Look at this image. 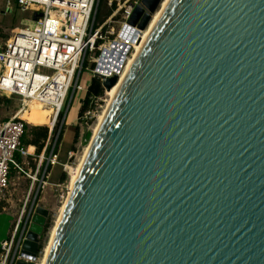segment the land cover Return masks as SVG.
I'll use <instances>...</instances> for the list:
<instances>
[{
    "label": "water",
    "instance_id": "obj_1",
    "mask_svg": "<svg viewBox=\"0 0 264 264\" xmlns=\"http://www.w3.org/2000/svg\"><path fill=\"white\" fill-rule=\"evenodd\" d=\"M120 84L44 264H264V0H169Z\"/></svg>",
    "mask_w": 264,
    "mask_h": 264
},
{
    "label": "built area",
    "instance_id": "obj_2",
    "mask_svg": "<svg viewBox=\"0 0 264 264\" xmlns=\"http://www.w3.org/2000/svg\"><path fill=\"white\" fill-rule=\"evenodd\" d=\"M15 1L20 12H32L33 18L32 27L18 29L0 46V97H17L22 105L17 115L0 121V203L7 202L11 196L13 169L17 174H26L32 184L38 182L32 203L36 205L39 189L48 185L51 171L58 163V135L74 97L78 92L86 93L90 84L87 88L81 84L83 71L86 70L91 79L97 78L102 87L103 82L114 75L120 80L122 64L129 58L126 55L141 44L148 28L140 30L138 24L129 22L141 0H107L112 14L103 21H99L103 0ZM118 58H122L119 70ZM112 66L114 73H103L102 69ZM104 92L107 94L105 89ZM33 102L43 105L50 114L49 137L39 154L35 146L23 145L27 125L24 115L31 110ZM103 102L101 97L92 99L89 109L80 118L85 126L99 119ZM21 113L24 114L21 116ZM75 156L74 151L68 152L64 172L72 170L74 163L70 160ZM28 159L33 162V168L25 173L22 165ZM25 212L26 206L14 219L8 238L0 244V264H38L41 261L39 255L43 249L35 258L23 252L35 214L24 215Z\"/></svg>",
    "mask_w": 264,
    "mask_h": 264
},
{
    "label": "rangeland",
    "instance_id": "obj_3",
    "mask_svg": "<svg viewBox=\"0 0 264 264\" xmlns=\"http://www.w3.org/2000/svg\"><path fill=\"white\" fill-rule=\"evenodd\" d=\"M111 11L112 9L107 6V0H103L101 2V12H100L99 21L105 20L108 17L107 15ZM25 17L32 19L33 18L32 12H25V13L20 12L17 8V4L15 0H0V46L6 43V41L12 36V33L15 32L16 30L25 27H32V24H26L23 22V18ZM15 26H18L19 28H16ZM132 54H133V50H130V52L126 55V57L130 58ZM88 74L89 73L86 70L83 71V75L81 78V84L83 86H85L87 82L89 83L91 80V76L88 77L87 80ZM84 80L85 81L87 80V82H85ZM83 95H84L83 92L76 93L74 100L71 104V107L68 112V117L65 122V127L62 131L63 136L59 142V145L61 144V146L59 151L58 163L51 171L48 180V185L43 186V188L39 189V193L35 201L36 205H33L32 203L34 200L33 198L36 193V190L39 186L38 182L32 184L31 180L26 176V174L16 173L14 176L11 177V183H10L11 196L8 197L7 202L6 201L3 202L5 210L2 209L0 212V244H1L3 240L8 238V234L12 228V223L14 219L19 215L20 211H22L25 206H26V212L24 215H27L30 212L36 213L35 210L39 206L49 211V216L46 219V223L48 221L50 222V228L49 231L44 236V238H43V233L41 235L40 242L43 251L42 254L39 255V259L41 261L38 264H42L43 257L45 256V249L50 241L52 230L60 214L61 207L68 198L69 187L72 183V178H73L72 171L75 170L79 165L84 155L85 149L88 147V145L92 140V137L94 136L95 127L99 120V119L97 120L94 119L93 121H90L92 123L90 126H85L84 123L81 122L77 114L78 112L77 108L79 109L80 107V100L82 99L81 97ZM101 98L105 102L102 103L103 108L102 111L100 112V116L101 113H103L104 109L107 107V103L110 100L109 92L108 94L104 92V95ZM6 99H8L7 102L4 101L0 103V121L8 120L12 118L13 116L17 115L19 111L22 109V105L20 104V101L17 97H12L11 99L6 98ZM30 108L31 110H28V112L24 115V118L26 119L28 125L32 126L33 120L45 113L47 114V121H48V116L50 115L49 111H45L42 110L41 108H37L34 106ZM23 114L24 113H21V116ZM76 115H77V125L75 126L70 124L71 122L70 120H72L73 117L75 118ZM47 121L45 125H33V126L49 127L48 126L49 123H47ZM77 126L79 127V136L77 142L74 144V138H75ZM87 134L90 135L89 140L86 139ZM73 145H74V150H72ZM70 151H74L76 153V156L70 160L72 161V163H74V165L72 167V170L64 172L63 165L68 161V152ZM27 162H29V165L27 164ZM31 167L33 168V162L29 159L24 160V163L22 165L23 171L25 173H29V169ZM62 174L66 175V180L64 182H61ZM56 185H64V186L58 187Z\"/></svg>",
    "mask_w": 264,
    "mask_h": 264
},
{
    "label": "trees",
    "instance_id": "obj_4",
    "mask_svg": "<svg viewBox=\"0 0 264 264\" xmlns=\"http://www.w3.org/2000/svg\"><path fill=\"white\" fill-rule=\"evenodd\" d=\"M16 2V1H15ZM112 14V11L109 12V14L107 16H110ZM15 21V20H14ZM104 95V89L101 85V82L97 79V78H92L90 81V84L88 86V89L86 91L85 97L82 101L78 116L79 118H81L86 111L89 109L90 103L92 101L93 98H98V97H102ZM7 102L8 99H6V97H0V103L1 102ZM62 119V115L61 118ZM47 121V114H42L41 116L35 118L32 122L33 125H45L46 121ZM48 123V121H47ZM30 126V125H26V132L25 135L23 137V145L25 146H35L37 149V154H39L43 147L44 144L47 140V138L49 137V128L47 126ZM65 127V123L63 124V127L61 129V133L58 135V144L60 142V140L62 139V131ZM78 136H79V127H76V134H75V138H74V144L77 142L78 140ZM86 139L89 140L90 139V135L87 134ZM72 150H74V145L72 147ZM50 151V148L48 149L47 153ZM17 160L19 162H21V158L17 155L16 156ZM16 174L15 170H11V174L10 176H14ZM66 180V175L62 174L61 177V182H64ZM4 203L1 202L0 203V212L2 210V207ZM50 228V222L48 221L44 227V232H43V238L46 235V233L49 231ZM42 249V245H40V250Z\"/></svg>",
    "mask_w": 264,
    "mask_h": 264
},
{
    "label": "bare ground",
    "instance_id": "obj_5",
    "mask_svg": "<svg viewBox=\"0 0 264 264\" xmlns=\"http://www.w3.org/2000/svg\"><path fill=\"white\" fill-rule=\"evenodd\" d=\"M168 3H169V0H164V1H163L162 5H161V8H160L159 11L157 12V14L154 15V17H153V19H152V21H151V23H150V26L148 27L147 31L144 33V36H143V39H142L141 44H140V45H136V47L134 48V51H133V55H132V57L126 59V60L124 61L123 64H122V61H121L122 58H118V59L116 60V62H119V61H120V63H119L120 66H118V69H117V70H119V69L121 68V64H122V70H123V68H124V70L120 73V81H119V83H118L116 86H114L110 91H108V92H109V95H110V100H109V102L107 103V107L104 109L103 113H101V116H100V118H99V120H98V123H97V125H96V127H95L94 135H95L96 131L98 130V128H99V126H100V124H101V121L103 120V117H104V115H105V113H106L107 108L109 107V104H110L111 100L116 96V94H117V92H118V90H119V87H120V85H121L120 83H121V82L123 81V79L125 78L126 74H127L128 71H129V68H131V66H132V64H133V62H134V60L136 59L137 55H138L139 52L141 51V49H142L144 43L146 42L147 38L149 37L150 32L152 31V29H153L154 26L156 25V23H157L159 17H160L161 14H162V11L165 9V7L167 6ZM114 66H115V65H114ZM114 66H112V67H110V68L102 69L103 73H104V72H105V73H108V74H109L110 72H113V73H114V72H115V67H114ZM108 74H107V75H108ZM108 92H107V94H108ZM32 106L37 107V108H41L42 110H45V111H48V110H46V109L43 107V105H41V104L38 103V102H35V103L33 102V103L31 104V107H32ZM88 149H89V145H88V147L85 149L84 155H83V157H82V159H81L79 165L77 166V168H76L75 170L72 171V173H73V178H72V183H71V185H70V187H69V193H70L71 189L73 188V186H74V184H75V181H76L77 176H78V173H79V171H80V168H81L82 162H83V160H84V157H85V155H86ZM69 171H70V170H69ZM66 201H67V199H66ZM66 201L63 203V206L61 207L60 214H59L58 219H57V221H56V223H55V226H54V228H53V230H52V234H51L50 241H49V243H48V245H47V247H46V249H45V256L43 257L42 264H44L45 259H46V257H47V254H48V252H49L50 245H51V242H52V238H53L54 232H55V230H56V226H57V224H58V222H59V220H60V218H61V215H62V212H63V210H64V207H65ZM35 212H36V213H39V214H41V215H43V216H45L46 218H48V216H49V211L46 210V209H44V208H42V207H40V206L36 208ZM22 264H23V263H22ZM25 264H32V263H25Z\"/></svg>",
    "mask_w": 264,
    "mask_h": 264
},
{
    "label": "crops",
    "instance_id": "obj_6",
    "mask_svg": "<svg viewBox=\"0 0 264 264\" xmlns=\"http://www.w3.org/2000/svg\"><path fill=\"white\" fill-rule=\"evenodd\" d=\"M18 8V7H17ZM23 13V12H22ZM25 13V12H24ZM23 22L24 23H26V24H31L30 22H31V19L30 18H27V17H25V18H23ZM14 27V26H13ZM16 28H19L18 26H15ZM17 31V30H16ZM15 31V32H16ZM88 77H90L89 75L87 76V80H88ZM87 80L85 81V82H87ZM91 81V80H90ZM90 83V82H89ZM88 82H87V84L85 85V87L87 88V86H88V84H89ZM85 94L86 93H84V95L82 96V97H85ZM81 97V98H82ZM80 107H81V100H80ZM80 107H79V109L77 108V114L79 113V110H80ZM67 117H68V114H67ZM66 120H67V118H66ZM66 120H65V122H66ZM71 122H70V124H72V125H77V115H76V117L74 118L73 117V119L72 120H70ZM65 131V130H64ZM60 146H61V144L59 145V151H60Z\"/></svg>",
    "mask_w": 264,
    "mask_h": 264
}]
</instances>
